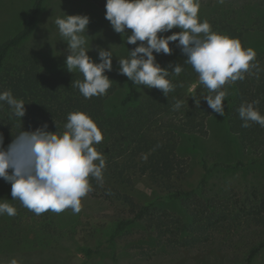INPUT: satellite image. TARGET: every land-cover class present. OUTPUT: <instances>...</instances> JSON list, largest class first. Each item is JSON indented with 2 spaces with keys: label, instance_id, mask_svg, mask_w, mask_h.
Segmentation results:
<instances>
[{
  "label": "trees",
  "instance_id": "obj_1",
  "mask_svg": "<svg viewBox=\"0 0 264 264\" xmlns=\"http://www.w3.org/2000/svg\"><path fill=\"white\" fill-rule=\"evenodd\" d=\"M86 1L106 9V0ZM44 2L45 0H33L22 19L20 29L0 42V92L11 90L14 97L24 100L26 108L25 115L20 119L13 114L6 102L0 103V134L4 137V147L21 130L34 131L45 124L47 131L62 133L69 113L85 111L102 131L103 140L94 147L105 159L103 180L100 182L90 178L91 189L128 207V214L117 218L110 226L109 240L113 247L116 248L117 239L130 226L146 223L158 233L164 231V228L172 229L171 233L190 232L189 239L183 242L185 246H190L191 243L205 246V242L216 238L218 249L223 252L222 249L226 246L233 247L235 242L232 238L220 236L221 233L244 222L249 230L255 229L252 240L247 238L237 246V250H241L240 254L235 252L226 260L219 257L215 264H256L264 253V198L255 209L242 210L234 216L227 210L217 211L218 214L213 211L211 215H205L203 211L191 212L194 220L187 225L166 212L155 216L157 199L138 203L131 194L121 189L120 185L132 182V174L137 172L159 185L162 184L166 191L163 196L165 200H182L194 195L193 190L173 186L174 178L181 174L183 162L178 154L177 137L188 133L195 146L193 135L207 133L210 108L204 96L210 93L199 82L193 67L184 63L187 57L177 46L178 42L176 47L182 57L175 63L166 61L160 64L162 67H175L177 64L182 67L179 75L170 74L174 90L166 97L161 90L150 88L145 97L136 101L138 86L127 79L120 99L122 111L112 113L108 111L109 97L121 82L115 70L105 73L112 80L106 94L86 99L78 88L71 86V82L84 79L82 73L78 70L49 71L40 64L30 49L25 48L24 42L33 32ZM199 3L198 16L201 22L206 20L213 31L239 38L242 46L247 48L245 34L250 23L246 16L253 11L264 10V0H223L222 3L219 0H199ZM129 35L130 29L120 34L128 52L136 47L127 44ZM255 52L256 58L252 62L255 67L244 74L243 80L227 83L232 84L233 90L224 107L229 131L236 134L241 145L250 150H258L264 146V127L254 122H249V127H242L243 121L238 109L242 104L259 100L255 107L264 115V44ZM177 101H181L182 105L175 110ZM200 157L204 174L197 187H204L208 184L213 167L208 168L204 157ZM219 165L236 168L246 165V162L238 159ZM81 250L87 256L94 254V250L87 246H82Z\"/></svg>",
  "mask_w": 264,
  "mask_h": 264
},
{
  "label": "rangeland",
  "instance_id": "obj_2",
  "mask_svg": "<svg viewBox=\"0 0 264 264\" xmlns=\"http://www.w3.org/2000/svg\"><path fill=\"white\" fill-rule=\"evenodd\" d=\"M32 2L0 0V42L20 29ZM105 12L106 9L86 0H45L35 28L24 44L44 68L66 72L67 42L60 36L54 21L66 14L89 16L90 23L84 34L91 47L89 56L99 62V48H110L114 55L112 69L121 78L117 89L109 97L108 111L116 113L122 111L120 99L124 82L128 79L119 72V58H127L129 52L120 34L105 18ZM246 17L250 23L245 34L246 44L256 51L264 44V10L253 11ZM179 31V27H174L158 35L167 36ZM170 47V55L154 52L157 63H175L182 57L176 42H170ZM149 90L146 86H138L136 101L145 97ZM223 90L227 91L225 107L232 95V84H226ZM206 129L205 135H193L195 146L190 134L183 133L177 137L178 154L183 162L181 174L174 178L173 186L193 190L192 197L165 200V187L137 172L132 174V182L120 185L121 189L131 194L138 203L157 199L155 216L166 212L187 225L194 220L191 212L203 211L205 215H211L213 211L218 214L227 210L234 216L242 210L255 209L264 198V146L258 150L245 148L237 135L229 131L224 115L220 116L211 109ZM200 155L208 168L213 167L204 187H197L204 174ZM238 159L246 165L236 168L219 165ZM11 187L10 182L0 178V202H7L16 208L14 216L0 215V264H215L219 257L226 260L235 252L240 254L237 246L247 238L252 240V235H255V229L249 230V226L241 222L238 227L221 233L220 236L232 238L235 242L233 247L226 246L221 252L216 238L205 242V246L195 243L185 246L183 242L189 239L190 232L171 233L172 229L164 228L158 233L146 223H136L117 239L115 248L109 240L110 226L117 218L128 214L127 206L91 189L81 199L78 213L69 208L61 213L49 210L37 215L18 199H12ZM82 246L91 248L94 254L87 256L81 250ZM261 257L256 264H264V253Z\"/></svg>",
  "mask_w": 264,
  "mask_h": 264
},
{
  "label": "clouds",
  "instance_id": "obj_3",
  "mask_svg": "<svg viewBox=\"0 0 264 264\" xmlns=\"http://www.w3.org/2000/svg\"><path fill=\"white\" fill-rule=\"evenodd\" d=\"M105 8V18L116 33L131 30L126 42L136 47L129 50L127 58H119V72L136 86L159 89L166 97L174 90L170 74L179 75L182 67H162L154 52L170 55V42H178L187 57L184 63L193 67L199 82L210 93L204 96L209 108L223 116L227 96L223 86L243 80L244 74L255 67L253 48H245L239 38L213 31L208 21H200L199 0H106ZM54 23L67 42V70H78L84 77L71 82V86L86 99L105 95L112 81L105 73L112 70L114 55L110 48H99V62L89 56L91 47L84 35L89 16L66 14ZM174 27L181 31L158 35ZM2 102L16 117L25 115L24 100L14 97L11 90L0 92ZM257 104L259 100L238 109L242 127H249V122L264 127V115L255 107ZM181 105L177 101L174 109ZM64 127L59 134L47 131V124L34 131L21 130L6 148L0 134V178L11 183L12 199H18L37 215L49 210L61 213L69 208L78 213L81 199L91 191L90 178L103 180L105 159L94 147L103 140L97 123L85 111H74L68 114ZM5 213L14 216L16 208L0 202V215Z\"/></svg>",
  "mask_w": 264,
  "mask_h": 264
}]
</instances>
